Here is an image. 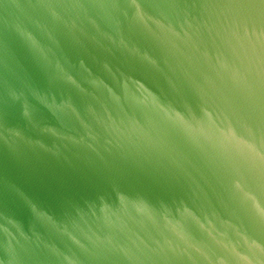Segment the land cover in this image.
<instances>
[{"label": "water", "instance_id": "95a60500", "mask_svg": "<svg viewBox=\"0 0 264 264\" xmlns=\"http://www.w3.org/2000/svg\"><path fill=\"white\" fill-rule=\"evenodd\" d=\"M0 264H264V0H0Z\"/></svg>", "mask_w": 264, "mask_h": 264}]
</instances>
